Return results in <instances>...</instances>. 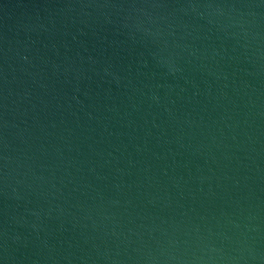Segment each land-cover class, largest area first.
Returning <instances> with one entry per match:
<instances>
[{
  "label": "water",
  "instance_id": "95a60500",
  "mask_svg": "<svg viewBox=\"0 0 264 264\" xmlns=\"http://www.w3.org/2000/svg\"><path fill=\"white\" fill-rule=\"evenodd\" d=\"M0 264H264V0H0Z\"/></svg>",
  "mask_w": 264,
  "mask_h": 264
}]
</instances>
